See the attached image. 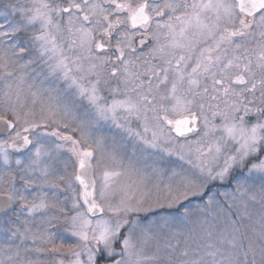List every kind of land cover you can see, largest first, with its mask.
<instances>
[{"label": "snow or ice", "instance_id": "obj_1", "mask_svg": "<svg viewBox=\"0 0 264 264\" xmlns=\"http://www.w3.org/2000/svg\"><path fill=\"white\" fill-rule=\"evenodd\" d=\"M0 264H264V0H0Z\"/></svg>", "mask_w": 264, "mask_h": 264}]
</instances>
